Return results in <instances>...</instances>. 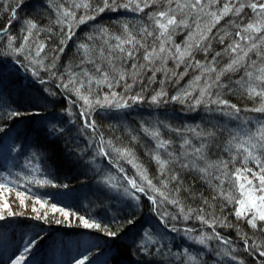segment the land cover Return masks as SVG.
<instances>
[{"label": "snow or ice", "instance_id": "obj_1", "mask_svg": "<svg viewBox=\"0 0 264 264\" xmlns=\"http://www.w3.org/2000/svg\"><path fill=\"white\" fill-rule=\"evenodd\" d=\"M23 3L24 0H17L10 12L9 21L0 27V35L7 37L9 55L17 57L13 64L23 66V61L27 60L31 75L36 77L41 84L47 81L39 76L40 69H44L52 77H55L59 81L56 85L57 91L62 89L75 97L72 103L80 104L79 115L82 125L91 130L92 133H96L98 130L96 121L92 118V112L96 108L123 109L130 107L129 101L135 103L143 99L139 94L123 96L114 90L117 86L123 85L125 92H127L138 82L140 71L151 70L154 78L155 71L159 69L152 68V65H155L157 61L163 64L168 58H171L179 65L185 62L186 57L192 56L194 49L203 52L207 57L212 48L213 40L222 45V51L215 52L211 59L206 60L203 64L199 60L195 61L194 66L201 70V74L194 77L188 88L170 99L181 104H188L189 110H196L203 105L206 111H219L221 114L238 117L241 108L230 103L229 100L223 99L220 94L221 90L225 88L232 91L231 84L222 80V77L232 73L238 74V78L235 80L236 89L249 100L256 102L254 107L244 109V111L264 114V0H127V3L119 5H117L116 0H102V6L93 10L95 14L103 13L105 10L118 11L119 8L144 12L146 8L155 6V10L148 14L150 24L141 28L137 33H133L127 24L123 25L121 35L112 34L107 28L97 29L96 33L87 36L86 42L77 46L81 56L79 71L69 68L66 70V74L60 75H57L54 69L56 68V60L64 52L66 42L75 35L77 26L96 18L95 14H87L88 10L92 9L90 0H81L78 3L73 0L68 7H65L64 3L55 6L56 23L62 26L61 31L64 36L60 40V46L54 50L47 66L44 64V60L48 58L47 54L41 55L46 45L39 41L42 29L37 20L24 19L21 28L22 40L19 46L15 43L16 37L8 31L11 22L17 20V10ZM41 6L47 9L49 0H42ZM78 9L85 10L79 19L76 17V10ZM245 9L248 11L245 12ZM226 17L229 18L226 20V25L217 29V34L213 36L212 30ZM232 17L239 19H231ZM228 25L233 30H225ZM65 27L67 31L64 30ZM184 30H187V39L182 47L174 42V36ZM149 37L151 43L148 42ZM141 49H143L142 59L144 63L138 66L135 61ZM221 56H227L228 60L222 67L218 68L217 58ZM129 60L133 61L130 69L125 67V61ZM85 65L90 66V68L85 67ZM188 66L191 67L192 65L189 64ZM129 80L131 83L128 82ZM201 81L203 82L201 83ZM103 88H107L109 91L103 92L102 95L97 94L98 91L102 92ZM41 91L51 96L57 94V92L48 89ZM167 95V92L161 89L151 97V101L159 104ZM9 98L7 85L4 83L3 74L0 73V108L6 107L8 109L4 112V116L11 120H19L26 114L32 116L39 114L38 111H22L12 107L15 102H9ZM229 109L231 111H227ZM64 111L70 112L67 108ZM4 116H0V120ZM64 123V121L55 120L45 128V132L54 141L67 140L73 131L80 132L79 128L71 127L73 121L66 122L69 127H65ZM243 123L247 125L249 121ZM142 130L154 141L149 155L158 166V174L162 178L158 183L161 187H157L153 183L143 165L135 162L134 153L128 147L117 146L111 139L106 140L103 135H99V143L96 145L101 156L110 159L111 153L114 152L121 159H126L128 163L133 164L136 169L135 174L130 177L123 167H119V171L123 173V179L126 181V187L118 186L110 176L101 177L100 180L105 188L122 190L130 201L136 202L135 204L131 202L128 204V207L133 208V214L126 220L129 225H135L138 222L135 218V209L140 206L139 194L146 196L155 215L161 222L165 223L166 228L169 213L162 210L165 204H170L179 209L184 219L191 217L193 210L189 208L186 211L176 197L179 187H175L172 192L167 191L170 182H174L176 185L181 183L179 174L172 172V169L179 165L181 169L197 172L201 178L216 181L217 196L234 205L232 209L234 216L237 219L245 220L252 229L264 232V120L257 121L251 128L240 127L238 130L230 131L227 151L232 154L231 159L229 161L219 160L218 162H209L207 156V152L214 146L213 142L217 136L214 130H201L199 125L186 129L197 137L199 144L198 146L193 145L191 139L184 138L180 146L183 149L181 155L169 151L172 141L163 138L159 127H143ZM4 131V125L0 124V132ZM173 131L179 133L180 129H173ZM2 139L0 137V143H2ZM36 147L38 151L31 153L28 166L31 167L32 172L40 173L42 172L41 163L46 162L50 157L41 155L42 149L39 145ZM68 154L73 155V152L69 150ZM75 155L79 156L80 154L75 153ZM33 161H38L34 167H32ZM237 161H239V166H236ZM229 164L233 165L231 169H229ZM28 182L52 187H68L67 184L56 185L50 179H40L36 176ZM16 183L9 176L4 175L3 179L0 180V189L10 188ZM225 184H227V188ZM215 198L213 197V199ZM205 204H207L206 200ZM2 208L9 215L17 214L11 211L7 202L3 204ZM52 208L57 210L55 205H52ZM58 210L66 218L74 215L63 208ZM33 211L35 212L36 209L33 208ZM203 213L204 209H199L196 219L212 228L213 233L211 235L201 233L197 237H192L194 242L206 246L208 241L216 239L225 245L229 244V240L221 237L219 232H215L218 223L220 226L228 225L214 216L205 217ZM5 218L3 211H0V221ZM37 218H40L39 215ZM75 218L79 221V226L102 231L106 236L113 239L121 235V233L113 231L107 225H102L95 220H90L84 216H76ZM171 219H176V217H171ZM258 222L260 223L258 224ZM57 223H61V221H57ZM170 231L181 230L173 225ZM183 231L191 233L194 229H184ZM241 239L245 245V251H254L260 260V264H264V245L257 242L249 244V238L246 235L242 236ZM31 243L32 241H29V244ZM133 245L135 255L144 257L142 261L138 260L137 264H164L166 256H171L173 259L169 264H174L178 257L184 255L192 264H198L197 256L188 254L187 249H178L177 252H172L167 243L154 239L147 228L136 233L133 237ZM29 251V247L24 248V253ZM225 255H229L232 260L237 259L230 252L225 253ZM25 259L26 256L21 254L16 257L12 264H23ZM88 259L87 256H84L77 259L75 264H87ZM181 264H183L182 259ZM239 264H243V261H239Z\"/></svg>", "mask_w": 264, "mask_h": 264}, {"label": "trees", "instance_id": "obj_2", "mask_svg": "<svg viewBox=\"0 0 264 264\" xmlns=\"http://www.w3.org/2000/svg\"><path fill=\"white\" fill-rule=\"evenodd\" d=\"M16 2L17 0H0V27L4 26L5 23L9 21L10 12L12 8L16 5ZM72 2H73L72 0H49V7L45 9L44 7L41 6L42 0H24V3L21 5L20 9L17 10V20L12 21L11 26L8 29L11 35L16 37V41H15L16 45L19 46V42L22 40L21 28L23 26L24 19L30 18L37 20V23L41 26L42 30L39 35V41L45 43L46 51H50L51 54H54V50H56L60 46V40L64 36V33L61 31L62 26L56 23L57 18L54 12V8L57 4L60 3H64L65 7H68L69 4H71ZM75 2L78 3L81 2V0ZM90 2L92 4V7H96L98 5L97 4L98 0H90ZM77 11H79V9ZM247 11L248 10L245 9V12ZM98 15H99L97 18L98 20H96V22L100 20L99 24L101 26L108 27L112 33L114 30H116V28L122 30L124 24H127L130 30L133 31V33H137L141 28L147 26V21H148L147 14H145L147 16V18H145V15L139 16L137 12L127 11V10L111 11L108 12L107 14H101V15L98 14ZM143 19H146L147 21L144 22ZM227 19L229 18L226 17L225 20H222L221 23L212 30L213 36L217 34V29H220L222 26L226 25ZM231 19L238 20L239 18L232 17ZM88 27H89L88 25H85L79 28L75 32V35L72 37V39L66 42V47L64 49V52L60 54V56L56 60V68L54 69V71L57 72V75L66 74L67 69L70 68L74 70L75 69L74 67H76V70L74 71H79L81 56L77 50V46L80 43L86 42L87 36L90 35L87 34L90 31V28ZM64 30L67 31L66 27ZM225 30L231 31L233 29L230 25H228L225 27ZM44 32H47V34H45ZM184 32L187 33V30H184ZM178 35H182V34H178ZM218 51H222V45L218 44L215 40H213L212 48L209 51L207 57H205V54L203 52L199 50H193L192 56L185 58L184 63L186 64V66L180 67L179 65L176 64V68H177L176 69L174 67L172 68V66L168 63V68L170 66L171 67L170 70L173 73H176L173 76L177 75V77L175 76L176 78H174L171 81L170 79H166V80L169 82V84L174 85L175 80L177 79L178 81V78H180V75H182L183 80L181 82L183 81L187 82V80H189L192 74L194 75L195 72L198 71L199 73H201V70L194 66L195 61L199 60L203 64L206 62V60H210L212 55ZM0 59L3 61V63L1 64L3 66H0V73L3 74L4 83L7 85V93L10 94L9 102L12 101L15 102L14 104H12V107L18 108L22 111L28 110L29 112L32 111L39 112V114L35 116L26 114L23 118L19 120H11L8 119L7 116H4V112L8 111V109L6 107L0 108V116H4V118L0 120V124H3L5 128L4 132H0V137L3 138L2 143H0L1 167L4 170H8L9 172L10 171L9 169H12L10 164H11V160H13V158H11V155L9 153L16 152L15 159L18 165L17 168H13L16 171H18L17 175L15 176L16 181L19 185L18 187H22L20 188V190L23 193H26L30 197L27 199H23L24 204L21 203L22 199L19 201V203L18 202L16 203V206H14L12 211L14 213H17L16 215L9 217L8 214L3 212L6 218L0 221V231L6 232V227H7L6 224H8L12 219H16V221L20 223L21 222L20 219H22L21 214L24 209H31L33 211V208H35L36 216L39 215L40 218L37 220L33 219V221L32 220L31 221L33 224L36 223L35 227L37 228V232H40L41 234L39 236H42L41 240L39 241L40 243H42L43 239L44 240L48 239L50 235L59 232L61 229L68 228L70 230H73L80 228L79 224L72 221H71L72 224L67 223L68 225L66 226L64 224V221L66 220L64 218L63 219L60 218L62 216H60L57 213L51 212L53 211L52 205L56 203L57 196L69 197L70 195L74 194L71 193L73 192V189L76 188V192H77L82 185L85 186L87 185L86 187L95 189V192H93L92 194L90 193L91 195L89 193L86 194L85 198H88L87 200L85 199L81 202H75L74 204H72L71 202V205L64 204L57 206L59 207V209L63 208L65 211H69L71 212V214L73 213L74 214L73 216L75 217L84 216L86 218L89 216L88 212L93 206V203L95 201L98 202L105 201L108 196L107 193L108 189L102 187V184L99 183L100 182L99 179L101 180V178L97 176L96 173L89 171L86 168L87 165H82L78 163V164H74L73 169L69 167V165H73V163H71V159H74L75 161L76 159L78 160L79 158L77 155H75V153L77 152L75 151V149H73L74 146H77V144L83 146H86L87 144L89 145L90 139H92L94 142L99 143V139H98L99 135H103L106 140L110 139L108 135L109 133L112 134V132L116 134H120L124 142L127 145H129L130 142L132 141L130 136L132 138L133 136L130 135L129 133L124 134L123 129L120 126H118L117 123L115 122L116 119L114 112H107L110 113V116H105V113H101L100 111V112H94L92 114V118L95 119L96 124L98 126V130L96 133H92L91 130L84 128L82 122L80 121V125L83 127V133L80 132L78 133L76 131H73L71 135L67 138V140L54 141L52 137H49L45 132V128L51 124L49 118L45 115H47V113H53L48 111H51L50 109L54 108L55 112H58L57 115L59 117L58 119L55 120L64 121L65 122L64 126L69 127V125L66 123L67 121H69L68 118H66L64 115H61V113L59 112V110L63 108L62 106L65 105L66 101L64 99H61V101H57L55 98L57 103L55 102V104H53V107H50V102L52 101L53 96L51 97V95H48L47 93L42 92L41 90L48 89L49 91H55L57 92L55 96L57 97L59 95L58 97L60 98L64 96L66 97V95L70 98H75V97L71 96V94L67 92H64L62 89L57 91L56 85L59 83V81L55 77H52L50 73L45 71L44 69L42 70L44 71L45 74L44 77L48 78V80L46 79L47 81L46 83L41 84L39 80H34L30 76L29 79L27 80V78L24 77V75L21 73L22 69L12 64L13 61L17 59V57L15 55H9L6 35H0ZM227 60H228L227 56L218 57L217 67L218 68L222 67L227 62ZM47 61H48L47 62L48 65L49 60L47 59ZM189 64L193 65L195 67V70L192 71L190 69L191 72H189V70L186 69V68L189 69L188 66ZM23 66H25L26 68V65L24 63ZM85 67L90 68V66L88 65H85ZM125 67H127V65H125ZM146 71L147 70L140 71L138 76V83L142 81L143 85H139L138 83L134 84L135 85L134 91L137 92L134 94H139L142 97H145V99L152 97V95L147 92H149V90L152 89L151 86L154 84L150 78L151 77L150 74H147ZM168 73L171 72L168 71ZM50 78L51 80H49ZM236 78H238V74L229 73L224 77H222V80L228 83L236 80ZM176 87L178 88L179 84H177V86L171 87V89L173 90ZM222 92H223L222 94L224 95L222 97L224 99L228 100V98L230 97L231 99H229V101L233 104H236L239 107L254 106V101L249 100L247 97L243 96L240 93V91H238L236 94H233V96L225 93L224 90H222ZM168 102L169 101H164L161 104V106L165 108V111L167 112L175 111L176 109L175 106H170V104L172 105H176V104L175 103L173 104L171 102H169L170 104H168ZM168 107L171 109L169 110ZM74 108L76 109V106H74ZM5 121H7V123H5ZM43 125L45 126L43 127ZM71 127L73 126L71 125ZM215 130L221 131V128L217 127ZM231 130L233 129H230L229 132ZM222 132H228V131L220 132L222 140L224 137L228 138V136ZM37 145H39L40 148L42 149L41 155H47L48 157H50V159H48L46 162L41 163L42 172L40 173L32 172L31 167L28 166V161L31 158V153L38 151V148L36 147ZM5 147H6V151L4 150ZM128 147H130V145ZM136 148H137L136 153L138 158L135 157L136 159L135 162H138L141 165L147 164V167L151 168L152 165L149 162L150 158L147 155V153L143 151L142 146L140 144H137ZM69 150L73 152V155L68 154ZM136 153L134 154L136 155ZM221 155H224L222 159L226 158L225 153H222ZM84 156L85 154L83 155V157ZM115 158H117V155L114 152L111 153L110 162L107 161L106 158L102 156L104 163L107 164L105 165V168L109 169V167L111 168V165H113L114 163H118L114 161ZM37 162L38 161H33L32 167H34ZM1 167L0 169H2ZM123 167L130 174V170L126 166ZM176 171L179 172V174L182 176L181 190L183 189L184 191L187 190V192L183 191L182 203L183 204L185 203L186 205V202H189L195 205L196 207L198 206L203 207L206 209L207 213L212 214L208 216L204 214L205 217L214 216L218 218V220L223 221L225 225H228V226H220V224L218 223L217 226L215 227V232H219L221 237L229 240L230 243L225 245L220 241L219 242L214 241V243L212 244L213 248L215 247L218 252L219 249L220 251H226L225 249L229 248L231 245L236 244V242L242 241L241 237L244 235H246L251 240L249 242V244H251V242L255 239L253 237H256V235L250 236L249 234L250 232L247 231V229L243 228L244 225H242L241 222L240 223L236 222V219H233L234 221L232 219L231 220L227 219L225 213L220 211V208L216 206L215 203L216 199H213V197L215 196L213 193L214 190L208 187L209 186L208 183L210 180L207 181V183H205L201 179V177L199 175H196L195 173L191 175L190 173L183 172V170L181 169ZM34 176L40 179H50L56 185L67 184L68 187L67 188L59 187V186L52 187L49 185H39L36 183H29L28 181L31 180ZM140 197L142 199L140 209H142V211L145 212V214L143 217H140L139 215L143 214V212L142 211L135 212V218L138 221L135 225H129L126 222L127 218L129 217L128 215H121V216L118 215L116 217H112L105 214L103 215L101 212L96 211L95 212L96 218L94 219L95 221L101 223L102 225L108 224L107 226L111 228L113 231H117L121 234L125 233V235L120 237V239H117L118 238L117 237L115 239L112 238L107 242H105L106 246L104 250H101V248H99L100 244L98 245L97 239L94 240L96 242L91 240L93 241L94 244L93 248H91V250L89 249L83 250L82 255H89V257L93 259L97 257V259H95V262L96 261L100 263L102 262L101 264H137L138 260L142 261L144 259L143 256L135 255L133 237L136 235V233L148 227L147 213L152 214L153 217L157 219L156 223H158V225H155L157 226V228L164 227L165 229L166 226L159 220V218L155 215V213H152V207L149 204L146 196H144V194H141ZM39 200H43L46 204H48L45 210H41L35 207L36 204H39L40 206ZM205 200L207 201V204H205ZM88 203H90V205H88ZM2 206L3 205L0 203V207ZM20 207L24 209H21ZM240 220L242 221V219ZM57 221H61V223H57ZM27 222H30V220ZM167 224L168 226H171L170 223ZM203 225L204 224H201L200 222L199 223L197 222V224H193V222H188L187 225L185 224L182 225V223H178V226L185 227L188 229H194L196 231L199 230V228ZM155 226L154 224L150 225L151 228L153 227V229L156 230ZM210 232L211 234L213 233L212 228H210ZM98 238L102 243L103 238L101 237ZM256 238L260 240L262 238L260 242L264 244L263 235L259 233V230H258V236ZM188 248L191 250V246H189ZM208 255L210 256V254ZM244 255L245 254H243V256ZM165 258H164V260L166 261L165 264H169V262L172 261L173 259L171 256L169 259H165ZM181 259L183 260V264H187L184 261V257L183 258L178 257L175 260L174 264H181ZM132 260L134 261L136 260L135 263ZM249 260L254 261L251 257H249ZM211 261L212 259L208 264H211Z\"/></svg>", "mask_w": 264, "mask_h": 264}, {"label": "rangeland", "instance_id": "obj_3", "mask_svg": "<svg viewBox=\"0 0 264 264\" xmlns=\"http://www.w3.org/2000/svg\"><path fill=\"white\" fill-rule=\"evenodd\" d=\"M75 1H78V0H75ZM116 3H117V5L122 4V3H127V0H116ZM97 4L98 5L96 7H92V9H89L87 14H89V15L95 14L93 10L95 8H97L98 6H102V0H98ZM119 10L123 11L126 9L119 8ZM154 10H155V6L150 7V8H146L144 10V12H137V13L139 16L140 15L143 16L145 14L148 15V13L150 14ZM127 11H131V10H127ZM76 12H78V13H76V17H77V19H79L81 14H83L85 12V10L79 9V11L76 10ZM108 12H111V11L105 10L103 13H98V14H100V15L101 14H107ZM132 12H134V11H132ZM98 14H96L95 20H89V21H87L86 24L77 26L75 29V32L79 28H81L82 26H85V25H88L89 26L88 28H90V31L87 33L88 35L89 34L92 35V34L96 33L97 29L102 28V27L107 28L109 30L108 27H104V26H101L99 24L100 20L96 22V20H98L97 19L99 16ZM136 16H137V14H136ZM145 18H147L146 15H145ZM143 21L146 22L147 20L143 19ZM94 24H95V26H94ZM149 24H150V21L148 19L147 25H149ZM109 31L111 32V30H109ZM114 31H113V33L111 32L114 35H121L123 33V29L120 30V29L116 28V30H114ZM44 33L47 34V32H44ZM178 34H182V35H178ZM186 39H187V33H185L184 31L178 32L174 36V42L176 44H180L182 47L184 46V42L186 41ZM148 42L151 43L150 37L148 38ZM30 43H31V41H30ZM19 44H20V42H19ZM45 54H47V56H48L47 59L50 61L53 54H51L50 51L44 50V52L41 53V55L44 56ZM142 55H143V49L140 50V54L136 57L135 62L137 63L138 66L140 64L144 63V61L142 59ZM1 59H0V66H3V65H1L3 63V61ZM47 59L44 60L45 66H47V62H48ZM23 63L26 65V68H25V66H20V67L23 69L21 71V73L24 75V77H26L27 80L29 79V76L32 77L34 80H38L36 77H33L31 75V70H30V66L28 65V61L24 60ZM132 63H133V61H131V60L125 61V65H127V68H129V69L131 68ZM168 63L172 66V68L173 67L176 68L177 62L171 58H168L166 63L162 64L161 62L157 61L155 65H152V68L159 69V70L155 71L154 78H153V71H151V70L146 71L147 74H150V76H151L150 78L154 83L153 85H155V86L152 85L151 86L152 89H150L149 92H147V93H149L153 96L156 92H159L161 89H163L168 94L167 97H165L164 100L162 102H160L159 104L152 103L151 98L145 99V97H143V99L139 102L133 103V102L129 101L130 107H128V108H123V109L96 108L92 112V114H93L94 112H100L101 111V113H105V116H110V113H107V112H114L115 119H116L115 122L117 123L118 126H120L123 129L124 134L129 133L130 135L135 137V139H133L130 136L132 141L129 144L130 147H128L129 145H127L124 142V140L121 138L120 134H116V133L112 132V134L109 133L108 136L110 137V139L113 141L114 144H116L117 146H126L129 149H131V151L133 153H136V151H137V148H136L137 144H140L142 146L143 151L145 153H147V155L149 156V158H150L149 162L152 165L150 168V167H147V164H143V167L145 169H147L148 176L153 180V183L156 184L157 187H161V185L158 183V181L161 180L162 178L158 174L157 164L149 155V152L152 149V145L154 144V141L143 132V130H142L143 127H149V128L159 127V130H160L163 138L172 141V145H171L169 151H171L172 153H174L176 155H181L183 152V149H181L180 146L183 143L184 138L191 139L193 145L198 146V144H199L197 137L194 136L193 134L189 133L188 131H186V129H188L190 127H196L197 125H199L201 130H204V129L214 130V131H216L217 136H216L215 141L213 142L214 146H212L211 150L209 152H207V156H208L209 162H218L219 160L229 161L231 159L232 154L229 151H227V147H228L227 142L230 139V136H229V130L230 129H233L231 131H235V130H238L240 127L251 128L252 125L257 123V121L264 120V114L251 112V111H244V109L254 107L256 104L255 101H254V106H250V107H247V106L239 107L238 106L239 108H241V111L238 114V117L237 116H229L226 114H221L219 111H211V112L206 111L203 105H201V107L196 109V110H189L188 104H186V103L181 104L178 101H172L170 98L174 95H177L178 93H173L174 89L172 90L171 87L177 86V84H179L178 90L181 89L183 91L184 89L189 87V85L193 81L194 77L197 75H200L201 73H199L198 71L195 72V74L194 75L192 74V76L190 77L189 80H187V82L186 81L181 82L183 80V76L180 75V78H178V81L176 79L175 84L171 85V84H169V82L166 79H170V81H171L174 78H176L177 75H175L176 77L173 76L176 73H173L170 70V68H171L170 66L168 68ZM179 66L184 67V66H186V64L180 63ZM74 68H75L74 70H76V67H74ZM186 69L189 70V72H191V70L192 71L195 70V67L192 65L191 67H189V69L188 68H186ZM8 70H6V71H8ZM42 70L43 69L39 70V76L44 78V80H46V79L48 80L47 77H44L45 74H44V71H42ZM168 71L171 72L172 75H171V73H168ZM173 71H174V69H173ZM49 80H51V78ZM128 82L131 83V80H129ZM202 82L203 81H201V83ZM228 83L231 84L232 91H229L227 88L222 89V90H224L225 93L233 96V94H236L238 92V90L236 89V86H235V80L232 82H228ZM138 84L143 85V82L140 81ZM134 88H135V85H133L132 88L128 89L127 92H125L124 86L120 85V86H117L114 90L123 96H133V95H137V94H134V93H137L134 91ZM108 91H109V89L103 88L102 92L98 91L97 94L102 95L103 92H108ZM230 95H228V96H230ZM58 96L57 97L53 96V99L50 102V107H53V104H55V102L57 103V101H61V99H64L66 101V103L64 106H62L63 108H61L59 110V112L61 113V115H64L66 118H68V120H71L74 122L72 124L73 128H79L80 133H83V127L80 125V121H81V118L79 115L80 104L79 103L73 104L71 101L74 100L75 98H70L67 95H66V97L64 96L61 98ZM55 98L57 101L55 100ZM229 99H231V98L229 97L228 100ZM147 100H148V102H147ZM164 101H169L173 104L175 103L176 105H172L168 102V104H170V106H175V108H176L175 111L157 113L156 111L151 112V111H149L150 108H147V106L153 107V108H158L159 106H161V104ZM74 106H76V109L74 108ZM169 107H168V109L170 110L171 108H169ZM65 108L69 109L70 112L66 113L64 111ZM50 110L51 111H48V112H53V113H47V115H45V116H47L49 118L50 122L52 123V122H54L55 119H58L59 117L57 115L58 112H55L54 108L50 109ZM75 111H77V112H75ZM227 111H231V110L229 109ZM244 121H249V123L247 125H245L243 123ZM44 126L45 125H43V127ZM217 127H220L221 131H228V132H222V133H225L228 136V138L224 137L222 140V137L220 135L221 131L215 130ZM173 129H180V132L178 133L176 131H173ZM114 135H116V136H114ZM8 141H10V140H8ZM97 144H98L97 142H94L92 139H90L89 145L87 144L86 146H83V145L77 144V146H74L73 149H75V151L77 153H79L80 155L78 156L79 157L78 160L76 159L74 161V159H71V163H73V165H69V167L73 169L74 164H78V163L82 164V165H87L86 168L89 171L96 173L97 176H99L100 178L110 176L113 178V182L116 183L118 186L126 187L127 186L126 181L123 179V173H121L119 171V167L126 166L130 170V174L128 173V171L125 170L124 167L123 168H124L125 172L128 174V176L131 177L136 172V169L133 167V164H130L127 162L126 159H121L119 156H117V158H115L114 161H116L118 163H114L113 165H111V168L109 167V169L105 168V165H107V164L104 163L102 156L99 154V152L96 148ZM4 150L6 151V147L4 148ZM222 153L226 154L225 159H222L224 156V155H221ZM9 154L11 155V158H13V160H11V164H10L12 169H9L10 171L8 172V170H4L0 164V167L2 168V169H0V180L3 179L4 175H7V176H9V178L11 180L16 181L15 176L17 175L18 171L13 169V168H17V165H18V163L16 162V159H15L16 152H14V153L12 152ZM84 154H85V156L83 157ZM134 156L138 158L137 153H136V155L134 154ZM106 160L110 162V159H106ZM136 163H138V162H136ZM138 164H140V163H138ZM236 166H239V161L236 162ZM249 166H251V165H249ZM232 167H233V165L229 164V169H231ZM179 169H181L179 167V165H176L172 169V172L179 174V172L176 171ZM181 170H183V172H185V173H190L191 175L193 173H195L196 175H199L197 172L192 171L190 169H181ZM76 171H77V169H76ZM179 176H180V180H182V176L180 174H179ZM201 179L205 183H207V181H209V180L211 181V182L209 181L208 187H210L214 190L213 193L215 195L214 197H216L215 198L216 199V201H215L216 206H218L220 208L221 212L225 213L226 218L229 220L236 219V222H239V223L241 222V224L244 225L243 228L247 229V231L250 232L249 233L250 236L256 235V237H257L258 236V229H252L246 223L245 220L242 219V221H241L240 219H237L234 216L233 211H232L234 205L227 203L223 198L217 196V193L215 191V184L217 182L214 180H211V179H204V178H201ZM99 181H100V179H99ZM175 185L176 184L174 182H170V184L168 185L167 191L172 192L175 187H179V192L176 194V197L180 200L181 204L185 207L186 211L189 208L193 210L192 215L189 219H184L183 214H181L179 212V209L175 208L174 206H172L170 204H165L163 206L162 210H166L169 213V218H168L169 221H167V223H170L171 226H168V224H167V228L164 229V227L157 228V226H155V225H158V223H156L157 219L154 218L152 214L147 213V217H148L147 218V222H148L147 229L151 232L154 239H156L157 241L167 243L168 248L171 249L172 252H174V253L177 252L178 249H187L188 254L197 256L198 264H208L211 259H212L211 264H239V261H243V264H260V260L254 251L253 252L245 251V245L243 243V240L236 242V244H234V245L230 244L231 246L229 248L225 249L226 251H220V249H219V252L217 251V249L215 247L214 248L212 247V244L214 243V241H218L216 239H212V240L208 241L206 246L195 243L194 240L192 239V237H197L201 233L211 235L210 228L204 224L203 226H201L199 228V230H201V231L194 230V232L185 233L183 230L188 229V228L178 226V223H182V225L183 224L187 225L188 222H193V224H197V222L199 223L200 221L198 219H196V215L198 214L199 209H201L203 207H199V206L196 207L195 205H193L189 202H186V205H185V203L183 204L182 203L183 202L182 201L183 200L182 194H183L184 189L181 190L182 189V187H181L182 181L179 185H177V186H175ZM18 186H19L18 183H16V184L12 185L10 188L6 187L4 189H0V203L3 205L5 202H7L10 205L11 211H13L14 206H16V203L17 202L19 203V201L21 199L23 200V199L30 198L26 193H23L20 190V188H22V187H18ZM86 186L82 185L81 188L77 192H76V188L73 189V192H71V193H74V194L70 195L69 197L57 196L56 203H54V204L52 203V204L57 207L58 205H64V204L71 205V202H72V204H74L75 202H81L85 199L87 200L88 198H85L86 194L87 193L92 194L93 192H95V189L88 188ZM102 187H105V186L102 185ZM225 187L226 188L228 187L227 184H225ZM107 189H108L107 199L106 200L104 199L105 201H102V202L95 201L93 203V206L91 207L90 211L88 212L89 216L87 218H89L90 220H92V219L94 220L96 218V215H95L96 211L101 212L103 215L105 214V215H109L112 217H116L118 215H120V216L121 215L131 216L132 215L131 213H133L132 212L133 208L128 207V204L130 202L132 204H135L136 202L130 201L129 197L125 196L123 194L122 190L118 191V190L112 189V188H107ZM185 191L187 192V190H185ZM139 195H141V194H139ZM39 201H40V206H39V204H36V206L35 205L34 206L36 208L41 209V210H45L46 207L48 206V204H46L43 200H39ZM141 203H142V199L140 197L139 204L141 205ZM88 205H90V203H88ZM32 207H33V205H32ZM138 208L135 209L136 210L135 212H138V211L141 212L142 211V209H140V206ZM21 209H24V208H21ZM58 209H59V207H57V210L52 209L53 211H51V212L57 213L60 216H62L60 218L61 219L64 218L66 220V221H64V224L66 226L68 225L67 223H69V220H71V219H72L71 220L72 222L79 224V221L76 220L75 216L71 215L70 217L66 218V217H64L63 213L60 212ZM203 209H204L203 214H206L207 216L212 215V214L207 213L205 208H203ZM0 210L3 211L4 213L8 214V212L4 211L2 207H0ZM67 212H69V211H67ZM69 213L71 214V212H69ZM152 213H155V212L152 210ZM144 214H145V212H143V214H140L139 216L143 217ZM8 216L11 217L13 215L8 214ZM21 217H22V219H20L21 220L20 223L18 221H16V219H12L8 224H6L7 225L6 232L0 231V264H12V262L16 259V257H18L21 254H24L26 256V259L23 262V264H75L77 259H81L84 256H87L89 258L87 261V264H101L102 262L101 263L97 262V261L95 262V259H97V257H95L93 259V258L89 257V255H82V251L88 250V249L91 250V248H93V246H94L93 241L96 239L98 240V245L100 244L99 248H101V250H104V248L106 246L105 242L112 239L111 237L106 236L104 234V232H102V231H99L96 229H86L82 226H79L80 228L73 229V230H70L68 228L61 229L59 232L54 233L53 235H50L48 237V239H45V240L43 239L42 243H40L39 240H41L42 236H39V235L41 233L37 232V228L35 227L36 223L35 224L32 223L33 219L34 220L38 219L36 216V213L34 211H32L31 209H24L22 214H21ZM171 217H176V219H171ZM29 220H30V222H27ZM72 222H71V224H72ZM162 223L165 224L164 222H162ZM259 223L260 222H258V224ZM151 224H154L156 230L153 229V227L152 228L150 227ZM201 224H203V223H201ZM173 225L175 226V228L180 229L181 231H177V232L170 231V228ZM259 233H261L263 235V241H264V232L259 231ZM124 235H125V233L121 234L120 236H118L117 239H120V237H122ZM98 237L103 238L102 243L100 242ZM256 237H253V238H255L253 241L264 245L263 243L260 242L262 240V238L260 240V239H258L259 237L258 238H256ZM91 240H93V241H91ZM29 241H32V243L29 244ZM250 241L251 240L249 239V242ZM94 242H96V241H94ZM189 246H191V250L188 248ZM25 247L30 248V251L28 253H24ZM228 252H230L231 255L236 256L237 259L232 260L229 255H225V253H228ZM208 254H210V256ZM243 254H245V255L243 256ZM183 257H184V261L187 264H192V262L187 260L186 255L182 256V258ZM249 257H251L255 262L250 261ZM169 258H170V256H166L165 259H169ZM179 258H181V257H179ZM132 261L135 263L136 260L135 261L132 260ZM165 263H166V261L164 260V264Z\"/></svg>", "mask_w": 264, "mask_h": 264}, {"label": "bare ground", "instance_id": "obj_4", "mask_svg": "<svg viewBox=\"0 0 264 264\" xmlns=\"http://www.w3.org/2000/svg\"><path fill=\"white\" fill-rule=\"evenodd\" d=\"M18 67H20V66H18ZM21 68V67H20ZM174 92L173 93H179V92H181V89H179L178 90V88H175L174 90H173ZM221 93H222V91H221ZM220 93V94H221ZM221 96H224L223 94H221ZM223 98V97H222ZM224 99V98H223ZM152 106V105H151ZM147 108H150L149 109V111H151V112H154V111H156L157 113H162V112H164L165 111V108H163L162 106H159L158 108H153V107H149V106H147ZM142 109V108H141ZM148 111V112H149ZM165 112H167V111H165Z\"/></svg>", "mask_w": 264, "mask_h": 264}]
</instances>
